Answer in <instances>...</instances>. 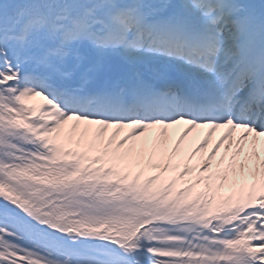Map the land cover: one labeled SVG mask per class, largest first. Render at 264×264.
Listing matches in <instances>:
<instances>
[{
  "label": "snow or ice",
  "instance_id": "obj_1",
  "mask_svg": "<svg viewBox=\"0 0 264 264\" xmlns=\"http://www.w3.org/2000/svg\"><path fill=\"white\" fill-rule=\"evenodd\" d=\"M0 264H264V0H0Z\"/></svg>",
  "mask_w": 264,
  "mask_h": 264
}]
</instances>
